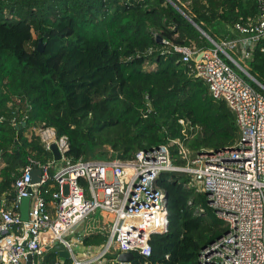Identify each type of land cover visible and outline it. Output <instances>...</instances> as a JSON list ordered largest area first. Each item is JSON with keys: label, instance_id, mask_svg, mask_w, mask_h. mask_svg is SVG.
<instances>
[{"label": "trees", "instance_id": "obj_1", "mask_svg": "<svg viewBox=\"0 0 264 264\" xmlns=\"http://www.w3.org/2000/svg\"><path fill=\"white\" fill-rule=\"evenodd\" d=\"M258 14L254 0H0V198L14 202L13 183L28 159H51L28 136L31 127L66 137L71 161H124L178 139L194 156L235 148L233 114L174 47L209 48L195 26L218 43L236 39L233 26ZM247 64L264 86V41ZM16 112L28 117L18 130L11 125ZM157 182L168 196L167 230L151 235L150 256L134 254L135 264H198L200 251L226 228L189 176L162 173ZM104 243L101 235L82 239L91 249ZM55 261L47 252L42 264Z\"/></svg>", "mask_w": 264, "mask_h": 264}, {"label": "built area", "instance_id": "obj_2", "mask_svg": "<svg viewBox=\"0 0 264 264\" xmlns=\"http://www.w3.org/2000/svg\"><path fill=\"white\" fill-rule=\"evenodd\" d=\"M254 1L258 17L233 26L238 38L218 43L201 33L209 48L174 47L183 63L192 64L191 73L205 83L209 96L224 102L233 114L239 135L235 148L194 156L178 139L139 150L124 161H71L65 156L66 137H57L44 125L31 127L28 136L37 137L49 154L55 145L65 164H54L52 155L44 163L28 159L13 183L14 202L7 205L0 198V264H42L46 248L56 245L69 252L71 264H102L108 255L122 253L148 258L151 235L167 230L166 193L157 182L162 173L189 176V186L206 195L208 207L226 228L200 251L198 264H264V86L233 57L248 61L253 48L264 41V0ZM27 118L16 112L12 127L22 128ZM3 164L0 156V170ZM33 170L41 171L36 185L31 183ZM42 194L50 196L48 202ZM90 224L92 231L86 233ZM81 226L79 238L67 240ZM90 235L103 236V247L95 255H75L73 248ZM54 254V264L66 262Z\"/></svg>", "mask_w": 264, "mask_h": 264}, {"label": "water", "instance_id": "obj_3", "mask_svg": "<svg viewBox=\"0 0 264 264\" xmlns=\"http://www.w3.org/2000/svg\"><path fill=\"white\" fill-rule=\"evenodd\" d=\"M185 18L190 23H192L195 26V24L192 22L191 19H189L187 16H185ZM195 27L200 33L205 35L207 38L211 39L204 32H202L197 26H195ZM156 42L158 44H161L162 43L161 38L160 37H156ZM37 51L39 53H43V51H44V45H43L41 39L38 41ZM50 152H51L52 158H53V160L55 162H58V161L61 160V155L58 152L57 147L55 145H51ZM40 176H41V171L40 170H33L32 174H31V177H32L31 183L33 185L38 184L39 180H40ZM167 199H168V196L166 194V200ZM27 210H28V200L25 199V200L22 201V205H21V217H22L23 220L26 219ZM81 239H83V238H81ZM46 251L47 252H51V253H57L58 257L63 262L68 261L70 259V254H69V252L67 250H65L63 245H56L54 248L47 247ZM29 260H30V258H29ZM116 262L119 263V264H135V256L132 253H122V254L117 256Z\"/></svg>", "mask_w": 264, "mask_h": 264}, {"label": "rangeland", "instance_id": "obj_4", "mask_svg": "<svg viewBox=\"0 0 264 264\" xmlns=\"http://www.w3.org/2000/svg\"><path fill=\"white\" fill-rule=\"evenodd\" d=\"M242 66H244L245 68H247L248 67V64H247V61H245V60H241L240 59V57H239V55H234L233 56ZM239 142V135H238V141H237V143ZM54 164H56L57 166H59V167H62V166H64V164H65V162H62V161H58V162H55ZM53 167H51V169H52ZM50 173H52V171H50ZM189 185V184H188ZM92 230V226H91V224L90 225H88V227H87V231L86 232H89V231H91ZM82 231H83V228H82V226L80 227V228H78L77 229V233H75L74 235H72V236H67V240H71V239H78L79 238V235L82 233ZM44 237H48V234L47 235H45ZM77 248H73V253L76 255L77 254ZM68 261H70L71 262V259L70 260H68ZM114 264H119V263H117V262H115Z\"/></svg>", "mask_w": 264, "mask_h": 264}, {"label": "crops", "instance_id": "obj_5", "mask_svg": "<svg viewBox=\"0 0 264 264\" xmlns=\"http://www.w3.org/2000/svg\"><path fill=\"white\" fill-rule=\"evenodd\" d=\"M4 163V162H3ZM4 165V164H3ZM77 251H78V253H80V257L81 258H83V254H85V255H87L88 253H90V254H96V252L98 251V249H91V248H87V247H84L83 245H82V240L80 241V244H79V246H78V248H77ZM107 259H105L104 260V262H102V264H106L107 262ZM108 264V263H107Z\"/></svg>", "mask_w": 264, "mask_h": 264}]
</instances>
